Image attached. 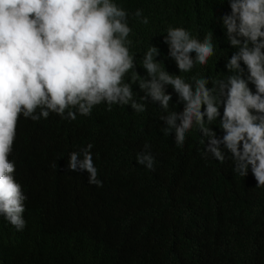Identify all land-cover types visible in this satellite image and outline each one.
Instances as JSON below:
<instances>
[{
	"label": "trees",
	"instance_id": "16d2710c",
	"mask_svg": "<svg viewBox=\"0 0 264 264\" xmlns=\"http://www.w3.org/2000/svg\"><path fill=\"white\" fill-rule=\"evenodd\" d=\"M114 2L128 13L132 30L135 68L127 75L150 79L143 67L150 46L158 49L153 61L160 70L176 67L164 38L177 27L201 42L210 36L214 46L206 65L179 72L185 82L194 86L193 78H206L211 88L231 75L225 65L236 49L220 19L230 14L228 0ZM143 102L148 109L140 113L128 105L115 104L110 113L96 106L75 120L51 115L34 122L21 115L8 159L27 198L26 225L16 234L0 218L4 264H264V203L250 206L257 198L264 202V189L232 181L221 162L211 161L204 172L203 148L194 141L207 137L196 127L186 133L188 143L174 146V134L160 130L157 114H179L183 104L170 101L165 110L150 98ZM208 127L222 138L219 117ZM88 144L102 187L90 185L87 172L68 170L70 154L83 159ZM146 144L154 170L137 163Z\"/></svg>",
	"mask_w": 264,
	"mask_h": 264
},
{
	"label": "clouds",
	"instance_id": "9594fccd",
	"mask_svg": "<svg viewBox=\"0 0 264 264\" xmlns=\"http://www.w3.org/2000/svg\"><path fill=\"white\" fill-rule=\"evenodd\" d=\"M228 3L230 14L220 19L228 44L236 49L225 65L231 75L208 88V79L193 78V86L179 72L207 64L214 54L210 36L201 42L184 28H169L164 43L176 67L160 70L153 61L158 49L150 46L143 58L150 79L137 81L127 75L135 68L128 48V13L114 0H0V218L9 231L21 234L26 225L27 198L8 159L21 115L34 122L51 115L75 120L89 116L96 106L110 113L115 104L128 105L140 113L148 109L143 102L148 98L165 110L170 101L183 104L179 114H157L160 130L174 134V146L188 143L186 133L196 127L207 137L201 144L194 141L203 148L204 172L211 161L221 162V172L232 181L264 189V0ZM135 16L141 17V10ZM141 22L147 24V17ZM218 117L222 138L208 127ZM92 147L86 146L83 159L71 153L68 170L87 172L88 183L102 187ZM144 147L137 163L154 170L150 145ZM260 202L257 198L251 208L260 209Z\"/></svg>",
	"mask_w": 264,
	"mask_h": 264
}]
</instances>
